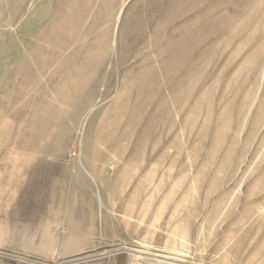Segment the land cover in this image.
<instances>
[{"label":"rangeland","instance_id":"1","mask_svg":"<svg viewBox=\"0 0 264 264\" xmlns=\"http://www.w3.org/2000/svg\"><path fill=\"white\" fill-rule=\"evenodd\" d=\"M119 251L264 264V0H0V253Z\"/></svg>","mask_w":264,"mask_h":264},{"label":"crops","instance_id":"2","mask_svg":"<svg viewBox=\"0 0 264 264\" xmlns=\"http://www.w3.org/2000/svg\"><path fill=\"white\" fill-rule=\"evenodd\" d=\"M0 264H41L25 259L13 258L0 253ZM71 264H149L148 261L129 252H117L112 255H103Z\"/></svg>","mask_w":264,"mask_h":264},{"label":"bare ground","instance_id":"3","mask_svg":"<svg viewBox=\"0 0 264 264\" xmlns=\"http://www.w3.org/2000/svg\"><path fill=\"white\" fill-rule=\"evenodd\" d=\"M90 177H91V179L93 180V182H95L94 177H93L92 175H91ZM96 194H97V193H96ZM97 199L101 201L100 194H97ZM76 255H77V254H76ZM71 256H72V255H71Z\"/></svg>","mask_w":264,"mask_h":264},{"label":"built area","instance_id":"4","mask_svg":"<svg viewBox=\"0 0 264 264\" xmlns=\"http://www.w3.org/2000/svg\"><path fill=\"white\" fill-rule=\"evenodd\" d=\"M41 264H43V263H41Z\"/></svg>","mask_w":264,"mask_h":264}]
</instances>
